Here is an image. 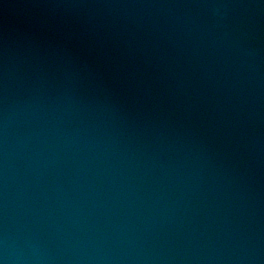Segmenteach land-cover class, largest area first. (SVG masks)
<instances>
[{"label": "water", "instance_id": "1", "mask_svg": "<svg viewBox=\"0 0 264 264\" xmlns=\"http://www.w3.org/2000/svg\"><path fill=\"white\" fill-rule=\"evenodd\" d=\"M0 262L264 264V0H0Z\"/></svg>", "mask_w": 264, "mask_h": 264}, {"label": "clouds", "instance_id": "2", "mask_svg": "<svg viewBox=\"0 0 264 264\" xmlns=\"http://www.w3.org/2000/svg\"><path fill=\"white\" fill-rule=\"evenodd\" d=\"M0 264H3V262H0Z\"/></svg>", "mask_w": 264, "mask_h": 264}]
</instances>
